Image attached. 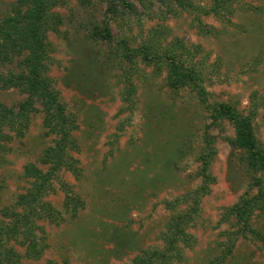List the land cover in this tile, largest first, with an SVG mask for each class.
Returning a JSON list of instances; mask_svg holds the SVG:
<instances>
[{
    "label": "rangeland",
    "instance_id": "1",
    "mask_svg": "<svg viewBox=\"0 0 264 264\" xmlns=\"http://www.w3.org/2000/svg\"><path fill=\"white\" fill-rule=\"evenodd\" d=\"M50 1L56 18L44 32L43 75L74 125L75 148L68 155L79 172L59 170L53 191L41 196L53 212L31 217L36 255L26 250L22 227L5 235L15 221L10 213L26 211L19 199L35 184L26 168L47 171L45 153L58 134L46 125L38 98L29 99L32 110L21 112L28 94L0 85V103L24 114L11 118L0 134V264H138L150 250L164 251L168 224L192 207L191 200L176 199H192L203 184L197 210L182 229L188 244L176 243L175 250L166 248L165 259L154 261L264 264V210L248 220L259 241L244 236L232 217L222 218L255 189L245 152L232 144V123L211 115L213 105L231 104L251 118L264 144V0H233L229 23L201 16L206 33L196 28L197 14L173 0ZM189 1L205 9L213 2ZM15 2L0 0V21ZM105 25L111 41L93 35ZM176 39L190 55L199 47L193 60L205 67L206 103L188 87L168 85L160 57ZM148 44L158 58L145 61L130 52ZM26 54L0 65V76L17 73ZM10 249V261L4 260Z\"/></svg>",
    "mask_w": 264,
    "mask_h": 264
},
{
    "label": "trees",
    "instance_id": "2",
    "mask_svg": "<svg viewBox=\"0 0 264 264\" xmlns=\"http://www.w3.org/2000/svg\"><path fill=\"white\" fill-rule=\"evenodd\" d=\"M89 1V0H86ZM174 4L180 9H190L197 14L196 28L203 33L207 32L206 26L201 22L200 17L203 15H215L222 18L225 22L230 21L228 16L232 13L231 6L233 0H213L211 6L207 9L199 7L191 3L189 0H173ZM55 4L50 0H16L11 14L4 17L0 21V65L5 62L11 63L13 57L22 55L23 52L27 54L24 56L20 69L17 73H9L7 76H0V85L3 88L20 87L23 92L28 94V100L22 103L19 107L21 112H28L32 110L31 102L29 99L38 98L45 114L46 125L50 130L58 134V139L54 147L49 148L43 162L49 165L47 171L42 172L34 166H28L26 173L29 177L34 178L35 184L24 195L20 197V203L24 205L26 211L23 214L10 213V218L15 221L10 226L5 235L14 236L19 232V227H22V236L26 242V250L33 251L36 255L37 251L34 250L36 240L30 233L31 217L35 214L42 212L51 216L53 210L48 203L40 201V198L45 192L53 191V180L59 179L58 172L61 169L70 171L73 174H78L79 170L76 167V161L68 155V150L75 148L74 140L71 137V130L74 128L72 121L65 117L63 114V105L58 101L57 94L51 89L48 80L43 75L44 61L48 59L46 48L47 44L44 41V32L46 27L53 23L56 18L55 14H50L51 7ZM116 6V4H114ZM95 37L101 38L106 41H111L112 33L108 25L102 27H95L93 31ZM150 44L139 49H133L131 53L141 55L145 61L151 60L150 56L156 57ZM199 47L190 50L186 48L178 39L168 43L165 50L162 51V60H165L167 68V82L172 88H185L192 89L198 95L202 103H206V94L203 87L205 78H203V66L201 61H194L197 56ZM190 55V60L187 57ZM133 55H130L132 57ZM135 56V55H134ZM160 55L158 54V57ZM156 57V58H158ZM211 115L214 119L225 118L232 123L234 128V139L232 144L243 150L246 155L247 167L252 170V184L251 187L255 189V193L249 195L244 194L237 204L226 209L222 215L223 220L233 218L236 224L243 232L244 236H249L255 240H262L260 235L254 231L248 224L249 218L256 210H264V144L259 143L257 140L251 118L249 116L241 115L234 106L227 103H217L212 107ZM24 117V114L14 112L7 109L0 103V134L1 128L11 118L17 115ZM204 163L202 167V175L204 180L208 178L205 174ZM203 180V181H204ZM202 181V183H203ZM205 183V182H204ZM205 185V184H203ZM201 185L194 191L192 199L188 195H183L176 199L175 203L182 200H191V209L186 212L173 217L167 227V233L164 237L167 241V246L164 244V251L175 250L176 243H186L188 237L183 235V226L191 218V214L197 210L198 196H202L205 187ZM66 188V185L62 183ZM73 199V198H72ZM68 197L67 201H71ZM172 204V202L168 203ZM55 215V214H54ZM14 233V234H13ZM13 234V235H12ZM19 234V233H18ZM184 239V240H183ZM178 240H183L179 242ZM228 237V242H230ZM158 250H150L148 257L142 260L138 258V264H164L156 262L157 259H165L167 256L165 252ZM12 249L6 250L2 255L4 260L10 261L6 255L11 258ZM1 262V258H0ZM171 264V262H167Z\"/></svg>",
    "mask_w": 264,
    "mask_h": 264
}]
</instances>
